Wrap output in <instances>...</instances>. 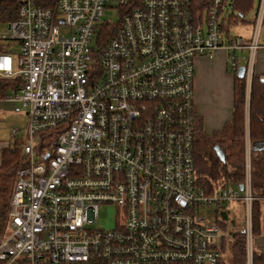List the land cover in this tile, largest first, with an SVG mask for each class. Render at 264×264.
I'll list each match as a JSON object with an SVG mask.
<instances>
[{"label":"built area","instance_id":"2783aa9c","mask_svg":"<svg viewBox=\"0 0 264 264\" xmlns=\"http://www.w3.org/2000/svg\"><path fill=\"white\" fill-rule=\"evenodd\" d=\"M196 1L22 0L0 23V80L15 83L3 100L26 108L24 130L10 134L20 164L0 264H218L219 209L232 202L246 206L253 264L250 163L241 196L196 182L193 79L197 57L223 50L234 75L245 69L248 104L264 0L248 39L222 29L229 0ZM111 9L119 22L101 40ZM104 205L122 211L113 230L92 227ZM211 207L213 218L200 214Z\"/></svg>","mask_w":264,"mask_h":264},{"label":"trees","instance_id":"16d2710c","mask_svg":"<svg viewBox=\"0 0 264 264\" xmlns=\"http://www.w3.org/2000/svg\"><path fill=\"white\" fill-rule=\"evenodd\" d=\"M22 0H0V21L16 19L17 10ZM198 8L207 4L204 0L196 1ZM132 4V2H131ZM254 6V7H253ZM254 0H229L230 16L222 29L227 37L230 27L235 25H252L255 10ZM252 10V16L248 14ZM119 22V21H118ZM114 24L104 27L101 40L112 35ZM231 119L217 131L207 133L202 123L195 117L194 163L197 185L207 194L212 193L213 182L222 179V185L237 187L244 183V145L245 132V81L235 77ZM12 81L0 80V99H4L7 90L14 87ZM248 138L251 143L264 141V76L252 78L248 104ZM218 146L224 154L220 161L214 151ZM20 164V154L15 145L5 148L0 158V233L3 227L12 191L15 172ZM250 186L252 196V229L254 237L261 233V217L264 213V151L252 152L250 157ZM243 233L233 234L232 255L228 264H245V240ZM221 264V261L218 263ZM253 264H264V251L253 250Z\"/></svg>","mask_w":264,"mask_h":264},{"label":"crops","instance_id":"0c3cea01","mask_svg":"<svg viewBox=\"0 0 264 264\" xmlns=\"http://www.w3.org/2000/svg\"><path fill=\"white\" fill-rule=\"evenodd\" d=\"M245 26L242 27L248 30L244 29L240 37L248 39L251 34V25ZM262 32L264 33V27ZM255 75L264 76V50H259L255 54L253 77ZM235 77L236 75L229 69L227 53L223 50H217L212 59L204 56L196 58L193 79L194 105L196 116L201 120L205 132L212 133L220 130L231 119ZM1 102L5 101L0 99ZM245 109V124L248 128V104L246 103ZM246 140L249 141V138L247 137ZM5 148L12 147L6 144L0 145V158ZM230 213H226L227 216L224 215V217L229 218ZM254 249L264 251V213L261 217V233L255 237Z\"/></svg>","mask_w":264,"mask_h":264},{"label":"rangeland","instance_id":"374dc122","mask_svg":"<svg viewBox=\"0 0 264 264\" xmlns=\"http://www.w3.org/2000/svg\"><path fill=\"white\" fill-rule=\"evenodd\" d=\"M257 0H254V5H256ZM112 5H115V1L112 2ZM254 7V6H253ZM252 16V10L248 14V17ZM104 21H109L112 24L118 23L119 20V13L115 9L106 10L104 16L102 18ZM2 27L6 24V21H0ZM245 27H250L246 25ZM244 29L248 30V28H243L241 25H235L230 27L231 35L240 36L244 32ZM95 40H93V44ZM19 53L18 47L12 48V55L15 58L16 55ZM196 60V59H195ZM244 64V61L241 62V65ZM194 70H195V63H194ZM249 104V101H248ZM17 107L20 110V113H15L14 108ZM26 108H24L21 104L17 103L16 105L11 103H0V145L6 144L9 147H12L13 141L10 138V134L13 130L19 129L21 132L24 130L26 126V116H25ZM246 131V124L244 121V132ZM246 135V134H245ZM245 138V137H244ZM251 143V142H250ZM250 143H246L244 145V175H245V164L246 161L250 163L251 157V150H250ZM248 145V149H247ZM249 150L248 152L246 151ZM251 168V165H250ZM14 182V181H13ZM213 187L215 189L218 186L222 185V179H219L217 182H213ZM13 188V185H12ZM12 192V191H11ZM239 195H243L239 192ZM223 208H225L229 214V218L220 217L217 224L221 230L222 238H221V247L223 257L221 260V264H228L231 255H232V243H233V234L235 233H243L244 240H245V247H246V235L244 232L245 226L247 224V219L245 215L246 206L241 202H232L228 204L226 207L225 205L219 209L222 212ZM215 208L211 207L204 211V209H200V214L207 215L209 219L213 218ZM220 212L217 213V216H220ZM122 211L120 208L114 205H104L102 206L97 213V220L95 224L92 226L93 228H101L103 230H113L119 224L121 219ZM6 220V217H5ZM250 230H251V237H252V246L253 250L255 247V237L253 235L252 229V207L250 211ZM11 230L8 228V222H4L3 227L1 229V233H3V237L6 238L10 234Z\"/></svg>","mask_w":264,"mask_h":264},{"label":"water","instance_id":"95a60500","mask_svg":"<svg viewBox=\"0 0 264 264\" xmlns=\"http://www.w3.org/2000/svg\"><path fill=\"white\" fill-rule=\"evenodd\" d=\"M244 72H245L244 67H240L237 70L236 77L239 78V79H243L244 78ZM250 150L252 152H262V151H264V141H257V142L251 143L250 144ZM214 151L216 153L217 158L220 161H224V154H223V152L221 151V149L218 146L214 147ZM237 188H238V190L240 192L244 191V185L243 184L238 185Z\"/></svg>","mask_w":264,"mask_h":264},{"label":"bare ground","instance_id":"6f19581e","mask_svg":"<svg viewBox=\"0 0 264 264\" xmlns=\"http://www.w3.org/2000/svg\"><path fill=\"white\" fill-rule=\"evenodd\" d=\"M132 2H133V0H132ZM245 140H246V138L248 137V128L246 127V131H245ZM250 141V140H249Z\"/></svg>","mask_w":264,"mask_h":264}]
</instances>
